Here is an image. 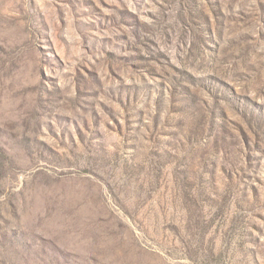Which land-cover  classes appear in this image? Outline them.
Instances as JSON below:
<instances>
[{
    "label": "rangeland",
    "instance_id": "1",
    "mask_svg": "<svg viewBox=\"0 0 264 264\" xmlns=\"http://www.w3.org/2000/svg\"><path fill=\"white\" fill-rule=\"evenodd\" d=\"M256 2L0 0V264H264V86L181 51Z\"/></svg>",
    "mask_w": 264,
    "mask_h": 264
},
{
    "label": "trees",
    "instance_id": "2",
    "mask_svg": "<svg viewBox=\"0 0 264 264\" xmlns=\"http://www.w3.org/2000/svg\"><path fill=\"white\" fill-rule=\"evenodd\" d=\"M257 10L259 15H257ZM200 10L193 9L189 12L191 21L189 25L186 27L190 31H194L196 44L194 47L192 45H186L185 49H182V53L185 57L189 58L192 63L201 64L200 62L206 63L207 68L211 66V72L208 74V79L212 81H218L220 83L224 82V79L220 77V73L233 68L234 70L230 73L231 79H226L225 81H243L244 84L241 85L243 87H249L251 91L259 86H264V30L258 27L259 25L255 22L259 19V22L264 23V0H257L256 7L252 6L249 10L250 15L247 16L244 13L240 14L241 16L227 18V23H232L231 33L229 36L235 37V40L228 47H223L222 44L216 49L212 46H207L206 52H204V30L202 28V23L209 24V30L207 28V35L210 34V31H216L219 35L226 40V29L224 27L223 31L221 30V22L219 23L218 16L215 12L212 11V15H214V23H210V18L205 16V20L202 19L201 14L199 15ZM204 15V11H203ZM211 15V16H212ZM200 21V22H199ZM226 22V21H225ZM211 26V30H210ZM214 26V28H213ZM258 28V32L254 33V31ZM208 40V39H207ZM182 43L183 37H182ZM2 54H5L4 51H1ZM2 61V66L6 63V60L0 58ZM168 66L171 67L174 71L178 72L181 75H184V70H179L176 66H174L170 60H167ZM183 71V73L181 72ZM151 73L156 75L154 70L151 69ZM158 74V73H157ZM159 75V74H158ZM162 76L169 77L171 76L163 69ZM239 79V80H236ZM173 82H177V79L173 77ZM263 82V83H262ZM238 83V82H237ZM250 84V85H249ZM211 93L210 91H208ZM217 99V96H214ZM195 98V97H194ZM196 99V98H195ZM205 111L208 113L207 121L212 126L215 122V111L216 108H221V106L217 103V101L208 102L204 101ZM197 109H202V107H197ZM204 113V112H203ZM220 137V136H218ZM3 232H0V238L3 237ZM10 239H7V242L2 243L3 249H7L10 246ZM5 248H4V246ZM2 264H10L7 260Z\"/></svg>",
    "mask_w": 264,
    "mask_h": 264
}]
</instances>
